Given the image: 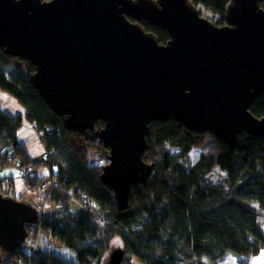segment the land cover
<instances>
[{"label": "water", "instance_id": "1", "mask_svg": "<svg viewBox=\"0 0 264 264\" xmlns=\"http://www.w3.org/2000/svg\"><path fill=\"white\" fill-rule=\"evenodd\" d=\"M262 1L231 0L217 26L189 0H0V49L31 61L36 90L67 131L104 122L95 131L109 150L101 181L124 211L152 175L143 158L150 123L174 119L231 149L241 134L264 137V117L250 110L264 93ZM39 218L37 207L0 193L1 250H17ZM124 256L113 249L106 264Z\"/></svg>", "mask_w": 264, "mask_h": 264}, {"label": "trees", "instance_id": "2", "mask_svg": "<svg viewBox=\"0 0 264 264\" xmlns=\"http://www.w3.org/2000/svg\"><path fill=\"white\" fill-rule=\"evenodd\" d=\"M189 1L210 22L226 24L231 0ZM261 6L264 8V1ZM139 24L160 44L169 41L166 30L146 21ZM34 73L31 61L8 56L0 49V88L26 106V120L43 133L50 167L58 169L55 176L62 188L54 189L51 199L46 197L57 212L52 213L53 218L46 216L37 223L42 234L57 245L42 252L41 239L39 250L32 256L25 249L27 243L11 253L0 248L3 254L24 264H92L101 260L117 235L124 242L128 259L144 264H219L227 255L247 264L264 249V222L260 220L264 213V137L241 134L237 146L231 149L213 134L193 132L174 119L150 123L143 158L153 165L152 175L146 185L132 189L129 208L119 211L113 192L101 181L105 165L99 160H107L109 150L95 131L103 128L104 122L97 121L95 131L83 134L67 131L62 118L36 90ZM250 110L264 117V93ZM22 124V116L12 117L0 110L4 150L0 151V170L19 161L26 184L40 187L41 180L28 172L38 164L31 163L25 145L17 138ZM206 136L215 139L214 147L191 163L190 152L201 146ZM170 148H178L181 153L173 154ZM216 168L227 174L222 183L206 179ZM5 180L0 178V193L11 197L12 182L7 184ZM72 195L73 200L81 199V210L71 209ZM92 208L101 211L107 223L100 222Z\"/></svg>", "mask_w": 264, "mask_h": 264}, {"label": "crops", "instance_id": "3", "mask_svg": "<svg viewBox=\"0 0 264 264\" xmlns=\"http://www.w3.org/2000/svg\"><path fill=\"white\" fill-rule=\"evenodd\" d=\"M0 110L12 117L20 115L23 117V124L17 132L18 140L25 145V149L30 158L32 164H38V167L33 168L34 175L40 181V183L49 180L50 176L58 174V169L56 167H50L43 164V153L45 145L37 132L34 130L32 123L28 122L25 118L26 115V106L20 103L14 96L8 94L0 88ZM0 151L4 152L3 144L0 143ZM20 162L16 161L11 165H7L0 170V178H6L12 182L11 186V197L16 198L20 201L29 203L40 211L46 210V213H49V201L51 199V193L49 190H44L38 185L36 187H29L25 179L23 178L24 172L19 167ZM30 168V167H29ZM57 210V208H55ZM57 212V211H56ZM55 212V213H56ZM235 264H239L241 259L234 256ZM258 258L251 259L252 264L253 260ZM254 264H258L254 262Z\"/></svg>", "mask_w": 264, "mask_h": 264}, {"label": "rangeland", "instance_id": "4", "mask_svg": "<svg viewBox=\"0 0 264 264\" xmlns=\"http://www.w3.org/2000/svg\"><path fill=\"white\" fill-rule=\"evenodd\" d=\"M204 14L206 16H210V17L212 16L211 14H208L207 12H205ZM214 145H215V139L213 137L206 136L204 143L201 146L195 147L190 152L189 159H190L191 163H195L202 153H206L207 151L212 149L214 147ZM170 151L173 154H180L181 153V150L178 148H170ZM96 159H94L93 161H95ZM226 175L227 174L225 171H222L220 168H216L210 174L207 175L206 179H207V181L212 182V183H222L225 180ZM72 197H73L72 198L73 202L70 204L71 209L73 211L81 210L82 208L80 207V202L78 200H73L75 196L72 195ZM82 207L85 208L84 206H82ZM55 208L56 207L54 205L49 204V208H48L49 213L45 214L46 210H45V212H44V210L43 211L41 210L39 219L45 218L46 216L53 218L54 214H52V213H54L56 211ZM260 220L264 222V213L260 217ZM105 223H107V221ZM43 239H44V244L42 247V252L50 250L57 245V242H55L54 240L50 241L48 239V237L46 235H44V233L42 234V240ZM24 243H27L26 246H28L29 240L25 241ZM116 248L125 249L124 242H123L122 238L118 235L113 237L110 240L109 245H108V249L105 251L101 260L98 262L95 261L92 264H106L108 259H109L110 253L112 252L113 249H116ZM38 250H39V248L37 249V251ZM37 251H36V253H37ZM0 255L3 257V262L5 261L4 263L2 262L3 264H7V262H10L9 264H24L23 261L19 260V258L18 259H16V258L10 259L11 255L3 254L1 251H0ZM28 256H30V255H28ZM233 257H234L233 255H227L222 261L219 262V264H235V260L233 259ZM253 258H258L256 260L255 259L253 260V264H254V262H257L258 264H264V249L261 250V252L258 255L254 256ZM253 258H251V259H253ZM251 259H250V263L252 264ZM122 264H144V263H142L141 261H138L136 259H131V260L128 259V256L125 252V256L123 258Z\"/></svg>", "mask_w": 264, "mask_h": 264}, {"label": "built area", "instance_id": "5", "mask_svg": "<svg viewBox=\"0 0 264 264\" xmlns=\"http://www.w3.org/2000/svg\"><path fill=\"white\" fill-rule=\"evenodd\" d=\"M34 130L37 132V134L39 135V137L43 141V133L38 132L37 129L35 128V126H34ZM43 162L45 163V165L52 166L50 151L47 149H45L44 153H43ZM108 162H109V160L108 159L106 160L104 158L99 160V164L103 165V166L106 165ZM0 168H1V165H0ZM28 172L30 174H34V170L32 168H29ZM5 183L10 184L11 182L9 180H5ZM40 188H42L44 190H49V192L52 193V191L56 188L61 189L62 185H61L60 181L58 180L57 176L53 175V176H50L49 180L42 182L40 184ZM75 200H78L80 202L81 199L77 198ZM92 209L95 212V215L100 222L105 223L107 221V217L101 211H99L97 208H92ZM37 223L28 224L29 229H27V230H30V231H28V237H27L26 241L29 239V245L26 246L25 249L28 251V254L30 256L33 255L34 253H36V251L39 247V244H41L42 229H41V227L37 226ZM247 264H251V263L249 262Z\"/></svg>", "mask_w": 264, "mask_h": 264}]
</instances>
